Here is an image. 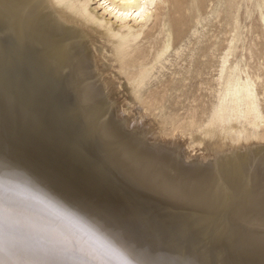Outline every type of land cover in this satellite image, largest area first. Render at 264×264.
I'll list each match as a JSON object with an SVG mask.
<instances>
[{"label": "bare ground", "instance_id": "bare-ground-1", "mask_svg": "<svg viewBox=\"0 0 264 264\" xmlns=\"http://www.w3.org/2000/svg\"><path fill=\"white\" fill-rule=\"evenodd\" d=\"M0 264H264V0H0Z\"/></svg>", "mask_w": 264, "mask_h": 264}, {"label": "rangeland", "instance_id": "rangeland-1", "mask_svg": "<svg viewBox=\"0 0 264 264\" xmlns=\"http://www.w3.org/2000/svg\"><path fill=\"white\" fill-rule=\"evenodd\" d=\"M250 38H251L252 40H257V39H258V34H257L256 32L249 33V40H250ZM123 94H124V92L121 93V95H123ZM133 107H134V108H133ZM133 109H134V110H133ZM136 110H137V111H136ZM138 110H139V109H138L137 106H136V109H135V105L132 106L131 114H133V111H135V112H134V113H135L134 115H136V112H137V115H138V113L140 112V111L138 112ZM180 111H182V110H180ZM148 117L150 118L151 116H145V118L148 119V120H150V119L152 118V117H151V118L149 119ZM151 120H152V122H153V119H151ZM151 120H150V123H152ZM184 146H185V145H184ZM197 152H201V149H198Z\"/></svg>", "mask_w": 264, "mask_h": 264}]
</instances>
